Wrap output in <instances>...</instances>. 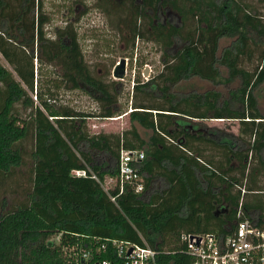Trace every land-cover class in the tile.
Instances as JSON below:
<instances>
[{"label": "trees", "instance_id": "16d2710c", "mask_svg": "<svg viewBox=\"0 0 264 264\" xmlns=\"http://www.w3.org/2000/svg\"><path fill=\"white\" fill-rule=\"evenodd\" d=\"M257 1L264 8V0ZM110 3L125 6V15L118 21L126 27V41L133 45L139 37L160 46L162 69L146 81L133 83L127 129L89 133L86 118L124 113L117 104L120 82L105 81L90 68L72 22L54 27L53 35H47L45 25L50 18L43 11V0H0V54L8 64L0 62L2 176L24 164L27 152L23 143L33 140L29 152L32 184L27 198L0 211V264H71L65 248L83 247L92 238H116L140 245L146 242L165 251L156 256L158 264H193L179 240L182 232L224 236L227 223L238 220L239 209L242 218L264 228V183L260 181L264 177V113L254 94L264 82V13L245 0ZM97 6L109 14L103 4L98 2ZM158 7L171 8L179 21L153 23L152 11ZM224 37L233 41L219 54V41ZM250 42L262 45V49L258 62L248 70L241 62L252 59ZM174 43L179 46L172 53ZM44 65L59 68L51 84L44 83ZM219 65L225 66L226 76ZM193 76L213 85L239 78L240 84L221 102L216 89L182 95L171 91V86ZM54 87L83 90L98 102L99 111L83 112L58 103ZM230 101L239 106L233 107ZM184 117L238 121L236 135L224 133L223 167L219 165V173L211 170L202 175L207 181L214 178L223 182L218 193L211 191L212 184L207 190L199 187L194 170L188 169V161L194 166L199 161L195 153L188 159L184 156L181 147L189 149L190 142L180 136L201 138L179 128ZM133 122L152 131L147 148H143L145 141ZM167 141L170 144L166 147ZM159 145L165 150L156 153L153 148ZM170 145L177 150H171ZM120 148L144 150L141 175L152 171L150 159L156 164L168 159L180 166V172L169 178L170 188L148 199L144 191L151 178L147 177L141 192L128 186L121 193L116 185L105 189V176L118 173ZM103 154L106 159L99 164L97 158ZM204 162L207 166L198 164L199 171L210 169V160ZM78 168H89L97 179L89 173L73 175L71 171ZM221 202L227 212L216 220L211 211ZM105 258L116 259L110 246L85 264H97Z\"/></svg>", "mask_w": 264, "mask_h": 264}, {"label": "rangeland", "instance_id": "374dc122", "mask_svg": "<svg viewBox=\"0 0 264 264\" xmlns=\"http://www.w3.org/2000/svg\"><path fill=\"white\" fill-rule=\"evenodd\" d=\"M247 3L256 6L264 13L263 4L257 0H245ZM96 0H43V11L50 18L49 23L45 25L47 35H53V28L56 26H64L67 22H72L77 34L80 48L82 49L84 59L90 68L98 72L105 81L115 80L120 82L118 88V106L121 111L128 113L131 108L132 85L135 81H146L148 78L154 77L162 69V50L158 44L146 39H136L131 45L124 38L126 27L123 22L118 21L125 15L124 5L106 6L109 14H106L96 6ZM83 5H86V11H82ZM124 35V36H123ZM232 38L224 37L219 41V54L223 46L230 44ZM253 50L251 60L243 58L241 64L251 70L258 62V55L262 49V45L258 47L250 42ZM125 57V76L123 79L114 78L112 69L114 64L121 58ZM0 62L8 67L7 62L0 54ZM34 65L36 61L34 59ZM147 68L148 72L143 75V70ZM222 75L227 74L225 66L219 65ZM59 68L53 65H44L43 80L44 83L51 84V80L56 77L55 72ZM109 72V74H108ZM240 84V79L236 78L228 83L213 85L210 81L201 79L197 76L189 77L181 80L177 84L171 86V91L176 95L186 94L190 91L204 92L209 89H216L221 93L220 102L229 99L230 94ZM118 85V84H117ZM54 94L58 103H64L72 106L76 110L83 112L99 111V104L81 89H68L65 87H54ZM158 93V92H157ZM33 95V93H31ZM258 107L264 113V82L254 89ZM139 94L136 95V98ZM34 98V96H33ZM233 107L239 105L230 101ZM37 101H35V104ZM123 115V114H122ZM214 122V121H213ZM137 125L136 122H133ZM209 123H212L209 121ZM130 125L128 114L119 120L110 118L88 117L86 118V129L89 133L94 132H119L122 128ZM138 126V125H137ZM218 126L223 128L226 134L236 135L238 132L237 120L218 121ZM139 127V126H138ZM33 140L28 138L24 141L23 146L26 150L24 156V164L15 168L8 176L4 177L0 174V211L14 207L22 200L27 198L31 189V159L29 156ZM264 154V152H262ZM98 163L106 159V154L98 156ZM112 168L115 162L111 163ZM260 181L264 183V177H260ZM115 184V176L106 175L104 186L113 187ZM178 215L182 216L180 213ZM56 239V237H53Z\"/></svg>", "mask_w": 264, "mask_h": 264}, {"label": "built area", "instance_id": "2783aa9c", "mask_svg": "<svg viewBox=\"0 0 264 264\" xmlns=\"http://www.w3.org/2000/svg\"><path fill=\"white\" fill-rule=\"evenodd\" d=\"M144 157L143 149L120 148L118 173L113 185L117 186L119 193L127 186L134 192L143 190L140 165ZM71 172L75 176H86L89 173L97 179L96 174L89 168L73 169ZM104 188L108 189L105 186ZM110 198L114 200L113 196ZM241 216L239 209L238 220L224 236L214 232H182L179 240L184 244L186 254L192 257L193 264H264V228ZM109 246L116 259H101L97 264H158L156 256L165 253L164 250L152 247L146 242L140 245L116 238H92L88 245L83 247H66L65 253L71 258L68 263L85 264L94 254L108 251Z\"/></svg>", "mask_w": 264, "mask_h": 264}, {"label": "crops", "instance_id": "0c3cea01", "mask_svg": "<svg viewBox=\"0 0 264 264\" xmlns=\"http://www.w3.org/2000/svg\"><path fill=\"white\" fill-rule=\"evenodd\" d=\"M223 101V100H222ZM123 114V115H122ZM121 115L111 117L110 119L112 120H119L121 117L127 115L128 113H122ZM184 120L179 123L180 127L182 128L186 134L190 136L200 137L201 140H197L192 137L185 138L182 134L180 138H183L182 141L186 142L189 140V149L185 147H181V150H183L184 156L191 157L194 154L196 157V160L199 161L198 164H205L207 166V163L204 162V160H210L211 165L209 166L210 169L205 170V171H199V165L197 164L194 166L192 164V161H188V169L189 170H194V175L199 179L200 184L199 187L202 189H206L207 187H210L211 185V191L213 193H218L223 187L224 184L222 181H218L217 179L211 178V181H207L205 178H203L202 175L206 174L208 175L211 170H217L223 167V157H222V152H223V146H224V132L223 128L218 126V121H223L224 119L221 118H215V117H210V118H204V119H199L195 117H184ZM211 121L212 123H209ZM214 121V122H213ZM139 127H138V126ZM135 124L137 131L141 138L145 141L143 144V148H147L148 140L152 134V131L150 129H146L139 125L137 123ZM176 125V123L174 124ZM129 126L122 128L119 132H113V133H121L123 130L127 129ZM178 129V127H175ZM98 133V132H94ZM106 133H112L111 131H106ZM171 141V140H170ZM170 141H167V145L170 144ZM169 143V144H168ZM165 150V148H162V145H159L156 148H153L156 153L159 152V150ZM170 149L174 150L176 147L170 145ZM180 149V148H179ZM177 150V149H176ZM201 156L200 158L197 157L198 155ZM150 161V165L152 166V171L149 172H142V180L147 178H151L148 182V185L144 191L145 197L148 199L151 195L154 194H161L162 191H164L167 188L171 187V182L169 178H173V173H179L180 172V166L178 164H175L171 162L168 159H163L160 163L156 164L153 162V160H148ZM152 163V164H151ZM207 168V167H206ZM219 173V172H218ZM106 178V176H105ZM105 181V179H104ZM104 183V182H103ZM244 190V187H241V190ZM212 214L217 220L218 217H223V215L227 212V207L223 205V202L217 203L216 207L212 209ZM202 215V214H201ZM236 222L233 221L232 224L227 223V231H229L232 227H234V223ZM213 224V223H212ZM211 224V226H212ZM217 224H215V227ZM202 233V232H201ZM216 233V232H214ZM218 234V233H217Z\"/></svg>", "mask_w": 264, "mask_h": 264}, {"label": "flooded vegetation", "instance_id": "af4514ba", "mask_svg": "<svg viewBox=\"0 0 264 264\" xmlns=\"http://www.w3.org/2000/svg\"><path fill=\"white\" fill-rule=\"evenodd\" d=\"M96 6H97V3H101L103 4V7L105 9L106 6H108L110 3V1L112 0H96ZM117 2H120L121 0H116ZM86 5H83V9L82 11H86ZM98 7V6H97ZM99 8V7H98ZM100 10H102L103 12H105L102 8H100ZM106 13V12H105ZM153 23L155 24H159L160 22L161 23H166V22H170V23H173V24H176L177 21H179V17L178 15L176 14V12H174L171 8H163V7H158L157 8V11L153 12ZM126 35H128L127 32H125ZM136 39H139V37H137ZM135 39V40H136ZM157 44V43H156ZM179 45H177L176 43H174L173 47H172V53L175 52L176 48L178 47ZM122 58V57H121ZM125 58V57H124ZM126 60V59H125ZM117 63H119V60L117 61ZM116 64V63H115ZM114 64V66H115ZM125 66H126V63H125ZM149 79V78H148ZM235 187L238 189L239 186L238 185H235ZM241 190V189H240ZM242 191V190H241ZM245 191V190H244ZM243 191V192H244ZM239 211V210H238Z\"/></svg>", "mask_w": 264, "mask_h": 264}, {"label": "water", "instance_id": "95a60500", "mask_svg": "<svg viewBox=\"0 0 264 264\" xmlns=\"http://www.w3.org/2000/svg\"><path fill=\"white\" fill-rule=\"evenodd\" d=\"M125 63L126 60L124 57L119 59V63H116L112 69V76L114 78L123 79L125 76ZM148 72L147 68L143 70V75H146Z\"/></svg>", "mask_w": 264, "mask_h": 264}]
</instances>
